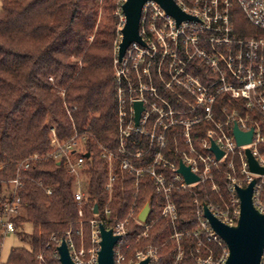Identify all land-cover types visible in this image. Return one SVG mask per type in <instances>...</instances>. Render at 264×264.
Listing matches in <instances>:
<instances>
[{
    "label": "built area",
    "instance_id": "1",
    "mask_svg": "<svg viewBox=\"0 0 264 264\" xmlns=\"http://www.w3.org/2000/svg\"><path fill=\"white\" fill-rule=\"evenodd\" d=\"M125 1H121V6ZM173 1L197 22H183L176 27L174 20L158 4L149 1L142 8L139 23V35L145 47L132 44L118 62L121 35L119 37L114 59L117 146L108 150L97 145V150L107 166L104 190L108 201L115 199L114 184L118 178L115 171L121 182L129 179L134 199L123 218L111 216L108 207L93 214L92 207L93 218L87 221L91 231L89 246L77 247L69 238L64 239L74 264H97L100 224L119 237L113 247L114 264H138L144 259H149L148 264H160L156 248L148 246L129 253L126 241L131 224L143 229L137 234L138 239L150 228L151 206L144 223L137 219L140 211L135 212V201L146 183L161 199L158 219L165 220L173 228L170 239L175 248L171 264H180L185 237L195 241L194 264L225 263L226 246L204 218L203 205L219 222L234 227L240 215L236 189L245 188L254 180L252 205L264 215V174L250 172L244 153L248 149L257 165L264 168V0ZM238 13L251 30L247 36L235 33L233 23ZM201 35L205 41H200ZM133 49L140 54L136 62L131 57ZM167 57L175 58L172 64ZM222 97L227 101L216 118L215 105ZM136 102L142 106L137 125L134 120ZM204 124L208 128L202 131L200 128ZM234 125L241 132L253 130L250 144H236ZM88 136L87 132L75 133L69 139L59 140L51 129V148L46 155L57 165L62 164L73 177L72 193L80 219L83 218L81 204L85 196L82 173L91 156L86 146ZM211 142L223 153L219 160L210 151ZM86 153H89L88 158H85ZM41 159L38 154L30 155L17 165L15 177L7 181L8 192L3 195L1 204L2 236L16 233L13 220L24 214L20 192L25 177L21 172ZM179 162L190 168L198 177L197 182L185 183L177 171ZM38 186L46 195H51L50 189L43 188L40 183ZM197 187L202 188L203 195L197 194ZM222 188L227 199L221 205L213 202L207 191L223 200ZM180 191L193 196L195 229L177 231L174 228L178 210L173 194ZM38 259L41 260V256ZM260 264H264V248Z\"/></svg>",
    "mask_w": 264,
    "mask_h": 264
},
{
    "label": "trees",
    "instance_id": "2",
    "mask_svg": "<svg viewBox=\"0 0 264 264\" xmlns=\"http://www.w3.org/2000/svg\"><path fill=\"white\" fill-rule=\"evenodd\" d=\"M0 197L3 186L16 175L17 165L30 155L43 159L21 175L25 177L20 192L24 214L13 220L19 239L26 246L11 249L6 264H59L56 254L58 242L68 238L78 247L77 233L82 220V240L89 246L92 207L101 211L108 207L111 216L123 218L130 208L134 191L126 178L124 184L118 175L114 184L115 199L108 201L104 190L107 166L100 159L97 145L108 150L117 146L115 120L116 100L112 45L115 39V18L111 15L107 28H96L98 0H0ZM109 3L105 10L113 12ZM235 33L240 37L251 32L241 14H237ZM246 28L248 31H245ZM95 30V34L92 36ZM152 71V70H151ZM133 73V71H132ZM154 73V71H152ZM52 78L53 84L48 79ZM53 89L55 92L53 93ZM226 97L218 98L215 116ZM70 104V109L65 108ZM201 125L200 130L207 129ZM59 140L71 138L75 133L87 132L86 146L91 153L82 175L85 177V196L82 202L83 218L77 215L78 206L72 193L73 177L62 164L47 158L50 150V130ZM203 134V133H202ZM93 137V141H92ZM93 151V154H92ZM51 190L46 195L38 186ZM197 194L203 195L201 187ZM223 200L207 191L209 198L222 205L227 196L221 189ZM178 218L177 231L195 229L193 196L175 192ZM136 206H151V215L160 211V197L148 183L140 188ZM0 199V215H1ZM29 224L30 234L23 233ZM133 232L141 230L134 223ZM173 228L162 219L157 220L139 238L130 235L126 241L134 247L157 248L160 264H171L174 241L169 236ZM69 234V235H68ZM1 227H0V239ZM194 239L182 240L183 257L180 264H194ZM213 248L212 244H208ZM214 249V248H213ZM41 256V262L37 258Z\"/></svg>",
    "mask_w": 264,
    "mask_h": 264
},
{
    "label": "water",
    "instance_id": "3",
    "mask_svg": "<svg viewBox=\"0 0 264 264\" xmlns=\"http://www.w3.org/2000/svg\"><path fill=\"white\" fill-rule=\"evenodd\" d=\"M152 1L159 5L164 13L172 18L178 27L183 22H197V19L184 13L173 0H126L121 11L124 17V24L120 30L121 39L117 48V60L120 62L126 50L132 45L137 44L145 47L139 35V23L141 11L145 3ZM142 106L140 102L134 103V120L138 124ZM252 129L247 132H241L236 125L233 126V136L238 146L250 144ZM210 151L213 152L216 159L219 160L223 153L220 152L215 144L211 142ZM247 158L250 172L255 174H264V168L257 165L250 151H244ZM89 153L85 154V158ZM58 164V163H57ZM178 173L183 177L186 184H193L198 181V177L191 173L190 168L179 162ZM254 180L245 188H237L236 193L239 199L240 215L236 226L228 227L219 222L207 209L203 208V216L208 221L212 231L217 234L227 249V258L224 264H260L264 248V215L259 214L252 205V191ZM97 205L93 206V214H97ZM150 212L149 203H145L138 213V221L144 223ZM100 233L99 251L97 254V264H114L113 247L119 240L114 236L110 229L106 230L103 225L98 226ZM56 253L59 264H74L72 261L65 240H61L56 247ZM149 259H144L138 264H148Z\"/></svg>",
    "mask_w": 264,
    "mask_h": 264
},
{
    "label": "rangeland",
    "instance_id": "4",
    "mask_svg": "<svg viewBox=\"0 0 264 264\" xmlns=\"http://www.w3.org/2000/svg\"><path fill=\"white\" fill-rule=\"evenodd\" d=\"M121 1L122 0H98V3H99L98 4V7H99L98 10L99 11H98V16H97V20H96V28L95 29L99 30L100 28H107L110 25L109 23L111 21V18H110L111 15L115 18V22H114L115 39H114L113 45H112V68H113V71L115 70L114 59H115V55H116V46L118 44V40H119V37H120V29H121V27L123 25V20H124L123 17H122L121 11H120ZM109 3H111L113 5V7H114L113 8V12L105 10L106 6L109 5ZM0 10H1V2H0ZM236 19L237 18L234 19V23H233V27L234 28H235ZM94 34H95V30H94L92 36ZM168 39H170V38H168ZM179 41H180V39H179ZM200 41H205L203 35H201V40ZM132 51H133L131 53L132 60H133V62H136V61L139 60V55L140 54H138V52L135 49H133ZM173 59H175V58H172V59L170 57L166 58V60L168 62H171V64H172V60ZM113 77H114V74H113ZM50 79H51V81H50ZM48 81L51 84H53L52 78H49ZM52 92L54 93L55 90L53 89ZM70 107H72V105L65 104V108L69 109ZM82 179L85 181V177L83 175H82ZM121 183H122V185L124 184V182H121ZM6 191H7V186H3V194H6ZM2 197H3V195L0 197L1 201H2ZM135 206H136V201H135ZM142 207H139V206L137 207L136 206L135 212L136 213L139 212L142 209ZM150 215H151V213H150ZM148 220H149V225L151 227L157 220H159L158 219V215H153L151 218L149 216ZM79 225H80V228H79V232L77 233V235L79 236V244L78 245L80 246L82 244V245L85 246V244H84V242L82 240V237H83L82 227H81V224H79ZM140 229L141 230H139V231L137 229H135L137 232H133L132 229L130 228V235H135L136 233H139V232H141L143 230L142 228H140ZM31 231H32V228H31V226L29 224H25L23 226V231H22L23 233L30 234ZM89 235L90 236H89V242L88 243H90V240H91V231H90ZM19 236H23V234H19V235H18V233H5V234H3V236H2V238L0 240V264H6L7 258L9 256V253H10L11 249L16 248V247L26 246V244L23 243L19 239ZM169 238H170V236H169ZM137 240H138V238L135 240L136 243L138 242ZM148 246H150V245H148ZM148 246L132 248V246L130 245L129 249H128V252L132 253L135 249H143V248H147ZM156 250H157V248H156ZM157 252H158V250H157ZM37 260L39 262H41L40 259L37 258Z\"/></svg>",
    "mask_w": 264,
    "mask_h": 264
}]
</instances>
